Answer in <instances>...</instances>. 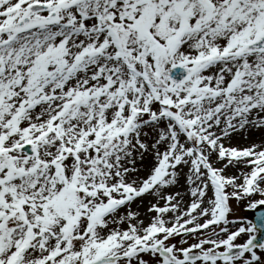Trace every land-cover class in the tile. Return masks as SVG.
<instances>
[{
    "label": "snow or ice",
    "instance_id": "6c2138e0",
    "mask_svg": "<svg viewBox=\"0 0 264 264\" xmlns=\"http://www.w3.org/2000/svg\"><path fill=\"white\" fill-rule=\"evenodd\" d=\"M0 264H264V0H0Z\"/></svg>",
    "mask_w": 264,
    "mask_h": 264
},
{
    "label": "rangeland",
    "instance_id": "374dc122",
    "mask_svg": "<svg viewBox=\"0 0 264 264\" xmlns=\"http://www.w3.org/2000/svg\"><path fill=\"white\" fill-rule=\"evenodd\" d=\"M250 210L247 209L245 205H240L239 207L236 208V217L238 218H247L249 215Z\"/></svg>",
    "mask_w": 264,
    "mask_h": 264
}]
</instances>
